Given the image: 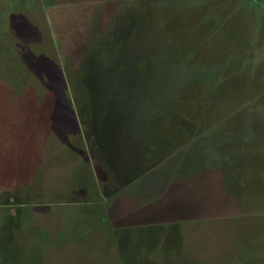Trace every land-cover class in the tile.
<instances>
[{"label": "rangeland", "instance_id": "374dc122", "mask_svg": "<svg viewBox=\"0 0 264 264\" xmlns=\"http://www.w3.org/2000/svg\"><path fill=\"white\" fill-rule=\"evenodd\" d=\"M2 142L0 264H264V0H0Z\"/></svg>", "mask_w": 264, "mask_h": 264}, {"label": "crops", "instance_id": "0c3cea01", "mask_svg": "<svg viewBox=\"0 0 264 264\" xmlns=\"http://www.w3.org/2000/svg\"><path fill=\"white\" fill-rule=\"evenodd\" d=\"M45 83L48 84V82H45ZM25 93H27V92H25ZM45 94H47V93H45ZM32 95L35 96L37 94L35 92ZM48 96L49 95L43 96V98L41 97V100H43V102L46 101ZM16 99H18V98H16ZM12 108L14 109L13 113L16 111V113L18 115V116L14 115V117L19 118V115H22V110L14 107V105L12 106ZM46 113L47 112L45 111L44 114H46ZM42 115L43 114H42L41 109L36 110V112H35V121L38 120V125H36V126H41V128L44 126V124L46 125L47 123H48V126H49V123H50V120L48 119L49 117L47 118L48 121L45 122L44 116H42ZM41 116L43 117V120L40 119ZM27 123H29V117L26 116V117H24V119L20 118L19 124L16 126V129H18L20 126L23 127L24 124H27ZM23 129H24V127H23ZM42 131H43V129H42ZM41 135H42V133L39 134L38 140L42 139L43 141H41L40 144H41V146L45 147L46 146L45 145V141L47 139L42 138ZM43 137H45V135H43ZM42 142H43V144H42ZM22 143L23 142H16L15 145H12V147H20ZM53 146L54 145H51V143L48 144V147H50V148H54ZM62 147H64V146H62ZM2 148H4V143L3 142L0 143V149H2ZM20 160H22V161H20ZM24 163H25L24 159L17 158V157H10L8 155V152H6L5 150L4 151L0 150V195L1 196L2 195H7V196L12 197V196L15 195V196H19L20 197V196L24 195V192L27 191V190L28 191L29 190H33V189H35V191L37 190V186H29V185L27 186L26 185V187H25V186L19 185V183L17 182L18 180H20V178H18V177H22V175H24V176L26 175V172L23 171L24 170V168H23L24 167ZM27 164H28V172L27 173L30 174V176L33 177V175H34V171L33 170L36 171V169L40 168V166L42 165V161L39 162V159H38V161H33V162L28 161ZM43 164H45V163H43ZM18 174H19V176H18ZM52 176H53V178L56 179V177H55V175H53V173H52ZM8 181L11 183V184H9L10 187H8ZM46 188L47 189H52L51 184H48V187H46ZM8 189H10V190L9 191H5V190H8ZM63 226H64V223L60 227H63ZM71 229H72V227H71ZM61 232H62V234L66 233V229H64ZM68 235H69V233L67 231L66 236H68Z\"/></svg>", "mask_w": 264, "mask_h": 264}, {"label": "trees", "instance_id": "16d2710c", "mask_svg": "<svg viewBox=\"0 0 264 264\" xmlns=\"http://www.w3.org/2000/svg\"><path fill=\"white\" fill-rule=\"evenodd\" d=\"M142 59H144V58H141L140 61H141ZM81 115H82V114H81ZM85 118H87V117L85 116ZM93 134H94V132H93ZM97 144H98V141H97ZM95 147H96V145H95ZM102 163H104V162L102 161Z\"/></svg>", "mask_w": 264, "mask_h": 264}]
</instances>
